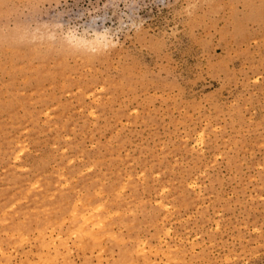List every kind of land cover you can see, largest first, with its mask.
I'll return each instance as SVG.
<instances>
[{
  "label": "rangeland",
  "instance_id": "1",
  "mask_svg": "<svg viewBox=\"0 0 264 264\" xmlns=\"http://www.w3.org/2000/svg\"><path fill=\"white\" fill-rule=\"evenodd\" d=\"M0 264H264V0H0Z\"/></svg>",
  "mask_w": 264,
  "mask_h": 264
}]
</instances>
